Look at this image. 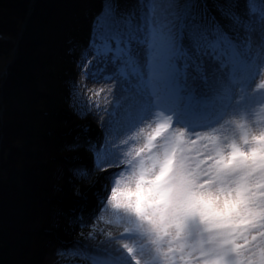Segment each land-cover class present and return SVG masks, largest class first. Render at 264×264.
<instances>
[{
	"label": "snow or ice",
	"instance_id": "obj_1",
	"mask_svg": "<svg viewBox=\"0 0 264 264\" xmlns=\"http://www.w3.org/2000/svg\"><path fill=\"white\" fill-rule=\"evenodd\" d=\"M216 7L219 17L197 0L108 3L94 21L78 67L121 95L105 110L113 139L88 150L97 169H120L99 207L131 243L92 264H264V131L251 145L246 131L223 134L236 88L264 75V0ZM138 128L144 149L133 160L121 154L128 140L115 141Z\"/></svg>",
	"mask_w": 264,
	"mask_h": 264
},
{
	"label": "trees",
	"instance_id": "obj_2",
	"mask_svg": "<svg viewBox=\"0 0 264 264\" xmlns=\"http://www.w3.org/2000/svg\"><path fill=\"white\" fill-rule=\"evenodd\" d=\"M177 2L183 3L185 0H177ZM228 2L229 0H197V3L206 5L209 12L217 17H219V12L216 6ZM232 2L239 4L238 10L244 11V6L248 0H232ZM261 2L262 0H255L257 4ZM108 3L118 5L121 10H132L139 3V0H37L35 11L31 16V20L38 19L42 23L45 32L41 42L35 44L31 49L34 50L35 54L27 56L28 67L30 69L38 68L34 64L40 63L42 58H46L49 59L48 62L52 63L55 69H61L62 76H59L58 79L60 85L66 87V91L64 97L60 100V104L63 105L67 102V106L70 105L72 107V114L76 115L77 119L84 118L90 113H97L98 108H100V104H97V107V105H93V102L86 101L85 104L82 103L86 95L85 86H83L85 75L82 68H79L78 65L81 63V51L88 46L94 21L104 11ZM30 4L31 0H0V94L4 85L1 78L4 70L8 69L9 76V74L18 72L20 70L19 65L25 63L22 58L14 62L15 41L18 40L19 32L24 28ZM254 44L256 42L254 43L253 41ZM20 53L25 55L24 53H32V51H23V47H21ZM61 60L67 61V63L61 64ZM77 68H79L78 73L73 77L74 69ZM41 74L42 72L40 75L36 74L37 78L41 77ZM41 87L43 88V85ZM48 93V91L43 93L42 103L47 101ZM46 106L43 103L41 113L45 114ZM46 114L50 113L47 112ZM25 118H27V115L5 109L4 118L1 121L4 135L1 164L6 165V168H0V264H5V259L10 260L8 264L15 260L17 264L40 263L46 257V254H43V248H45V253L50 249L52 250L53 261L56 264H92L90 257H95L98 260H111L112 257L105 254L108 249L94 250L87 248V244L83 241H78L76 246L69 249L58 236H51L47 233L48 224L50 221L52 224L55 223L56 216L60 217V215L58 216L59 207L63 205L57 195L60 192L58 189L60 173L58 172V164L62 163L51 162V157L55 156L53 155L54 151L58 153L64 152L67 140L63 136H57L56 133L59 130L55 129V132L52 133V140H44L48 142V155L46 161L42 163V157L38 151L26 154L16 146L21 140L30 136L38 139L37 131L42 132L46 128L41 120H36L33 122L31 130H22L21 124ZM71 120L65 123L66 129L64 130L69 132L83 130L84 133L80 136V140L86 150L90 152L88 144L91 142L90 136L95 134L94 125L84 124L83 126ZM95 140L98 142L100 139L97 137ZM10 166L24 169L33 175L35 179L33 194L22 192L10 183L4 173V170L9 169ZM67 167L70 172L69 175H75L77 179L80 178L78 173L84 170L81 166L68 164ZM44 173H48L47 176H44ZM47 177L50 182H48ZM71 187L75 188V200L84 195V190L81 186L71 185ZM44 193H50L49 197L51 198L45 204L43 203ZM48 209H50L49 212ZM81 209L82 212L76 216L74 208H67V215L63 216L64 219L71 223L73 228L76 226L77 221L81 222L86 218L82 215L85 207ZM17 210H23L27 213L26 216L17 217ZM57 223L62 225V221L61 224ZM26 235L35 237L36 242H38V239L43 240L44 246H41V243H36L35 247H25L26 254L15 257L14 245L19 243L21 238ZM67 257L76 258V261H69ZM54 262L50 264H55ZM40 264L44 263L41 262Z\"/></svg>",
	"mask_w": 264,
	"mask_h": 264
},
{
	"label": "rangeland",
	"instance_id": "obj_3",
	"mask_svg": "<svg viewBox=\"0 0 264 264\" xmlns=\"http://www.w3.org/2000/svg\"><path fill=\"white\" fill-rule=\"evenodd\" d=\"M36 1L37 0H31V6L30 9H28V15L25 20L24 28L19 32L18 40L15 41L16 49L14 62L17 59L22 58L25 63H21L19 65L20 70H18V72L9 74L8 76V69H5L1 76L4 85L0 94V123L4 118L5 109L16 111L22 115H27V118H25L21 124L22 130H31L33 122L41 120L47 129L44 128L42 132L37 131V134L39 135L38 139H34L30 136L21 140L16 146L19 150L21 149L26 154H32L34 151H38L41 154L42 163L46 161L48 155V142H45L44 140H52V133L55 132V129L59 130L56 135L63 136V138L67 140V145L64 146L63 153H58L56 151L53 152V155L55 156L51 157V162L62 163L58 164V172H60L58 178V189L60 192L57 195L59 196V201L62 202L63 205L62 207H59V219L56 217L55 223L52 224L50 221L48 224L47 230L49 231L47 233L51 236H58L65 242L66 247H68V245L77 244L78 241H83L87 244V248H106L112 252H105V254L113 258L116 254L115 249L120 244L131 243L129 240L116 239L123 234L124 225L115 226L114 222L111 224L108 223V221L113 220L112 212L108 208L101 209L99 207L101 203L99 197L104 194L105 186L110 183L113 174L111 172V167L113 166H108L106 171L97 169L94 164L93 154L91 152L87 154L86 147L81 144L82 141L80 140V136H82L84 131L80 130L69 132L64 129H66L65 123H67L70 119H72V122H77L76 124L83 126L84 124H93L95 134L90 136L91 142L95 143V139L98 137L100 139L98 142L101 146H103L106 135H108L109 140L113 139V137L106 132L105 121L108 117L105 110H111L121 94L119 93L115 82L105 81L100 78L92 80L84 77L83 86H85L84 90L86 95L82 103L85 104L86 101H89L93 102V105L95 106L100 104V108H98L99 110L97 113H90L84 118L77 119L75 117L76 115L72 114V107L70 105L67 106V102V104H60V100H62L66 91V87L63 85L61 86L58 79L59 76H62L61 69H55L53 64L48 62L49 59L46 58H42L40 63L38 62L39 64H34L35 67L38 66V68L30 69L27 64L28 62L26 61V59H28V55L35 54L34 50H31L32 47L35 44L40 43L44 38L45 28L42 23L38 19L31 20L32 13L35 11ZM253 41L254 43L256 42V44H254L255 48L259 43L258 32L253 34ZM21 47H23V51H32V53H24L25 55L21 54ZM60 63L66 64L67 61L61 60ZM79 68L74 69L73 77L76 76ZM41 72V77L37 78L36 74L40 75ZM42 85L43 88L41 87ZM261 85H264V75H261L253 80L247 85V88L244 91L237 87L234 92L235 102L223 121L224 129L226 130L227 128V131L230 133L229 136L231 134L233 135V133L246 131L248 133L249 145H251L252 135L259 136L261 131H264V87H261ZM100 89H103V91L99 93V96L95 95V93ZM45 91H48L49 93L47 101L43 102L47 105L45 107L46 110L44 114L41 113L43 109V103L41 100ZM47 112L50 114H46ZM140 128H144V133L148 134L149 130L145 128L144 125H140ZM137 133H139V128L132 132L120 135L115 141L117 145H122L125 140H128L129 142L121 148L122 156L124 153L131 151L132 159L135 160L136 151L144 149L143 136L137 135ZM160 142L161 141L159 139L156 141L157 144ZM236 142L242 151L247 150L248 146L242 142L239 135L237 136ZM196 147H201V145L198 144ZM153 151H155V149H153ZM225 151L227 152V149H225ZM141 155L142 157H146L148 155L147 150H143ZM124 159V166H126L128 157L124 156ZM66 164L81 166V168L83 167L84 170L82 172H84L85 175H80V178L78 179L75 175H69L70 172ZM3 167L6 168V165L1 164L0 159V168ZM4 173L10 183L20 191L27 194L34 193L35 179L29 172L21 168L10 166L9 169L4 170ZM47 174L48 173H44V176H47ZM47 180L50 182L48 177ZM71 185L81 186L84 191H88L86 192L85 197L75 201V188L71 187ZM44 194L45 197L43 203L45 204L47 203V200L50 201L51 198L49 197L50 193ZM68 205L70 207L74 206V214L76 216L82 212L81 208L85 207V209H83L84 214H81L88 217L87 220H83L81 222L82 224L76 225L73 228L71 223L63 218V216L67 215L66 209L68 208ZM48 206L50 205L48 204ZM49 211L50 209H48V212ZM26 214L27 213L23 210L16 211V216L19 218L26 216ZM61 221L62 225H58L57 222L61 224ZM65 225H67V227H65ZM109 233L111 234V238L109 237ZM42 241L43 240L38 239V242H36L35 237L30 235L23 236L19 243L14 245V251L16 253L15 257L25 255V247H35L36 243L40 244ZM86 247L85 249H87ZM44 250L45 248H43V253L46 254ZM51 253V251H48V254H46V257H44V260L40 261V263L43 262L44 264H50L51 262H54V257H52ZM68 260L76 261V258L70 257ZM99 260L109 261L107 259ZM9 261V259H5L4 263L8 264ZM54 263L56 264V262ZM10 264H17L16 260L14 262L12 261Z\"/></svg>",
	"mask_w": 264,
	"mask_h": 264
},
{
	"label": "bare ground",
	"instance_id": "obj_4",
	"mask_svg": "<svg viewBox=\"0 0 264 264\" xmlns=\"http://www.w3.org/2000/svg\"><path fill=\"white\" fill-rule=\"evenodd\" d=\"M1 119V118H0ZM3 120V119H2ZM224 135H227V136H229V131H227V128H226V130L224 129V133H223ZM232 136V134L230 135V137ZM3 139H4V135H3V132H2V125H1V123H0V159H1V151H2V143H3ZM68 165V164H67ZM120 169L119 168H117V167H111V172L112 173H116V172H118ZM86 192H88V191H84V195H82V196H80V198L79 199H83L84 197H85V194H86ZM75 201H77V200H75ZM75 201H71V202H75ZM78 203V202H77ZM68 208H74V206L73 207H70L69 205H68ZM74 210H75V208H74ZM65 214V213H64ZM57 217V216H56ZM58 218V217H57ZM59 219V218H58ZM87 220V218L85 219V221ZM82 222V221H81ZM81 222H79V221H77V223H76V225H79V224H82ZM47 232L49 231V230H46ZM52 236H54V235H52ZM46 245V244H45ZM77 244H72V245H68V248L69 249H71V248H73L74 246H76ZM41 246H44V243H43V241L41 242ZM94 249V248H93ZM95 249H98V248H95ZM94 249V250H95ZM106 249V248H105ZM105 249H98V250H105ZM51 250V249H50ZM49 250V251H50ZM44 252H45V250H44ZM51 252H52V250H51ZM80 252H82L81 250H80ZM44 254V253H43ZM46 254H48V252H46ZM52 254V253H51Z\"/></svg>",
	"mask_w": 264,
	"mask_h": 264
}]
</instances>
